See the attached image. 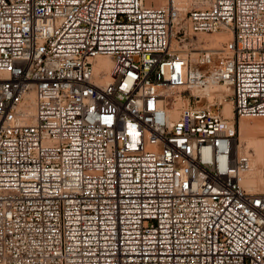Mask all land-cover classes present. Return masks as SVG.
Here are the masks:
<instances>
[{
  "label": "built area",
  "instance_id": "built-area-1",
  "mask_svg": "<svg viewBox=\"0 0 264 264\" xmlns=\"http://www.w3.org/2000/svg\"><path fill=\"white\" fill-rule=\"evenodd\" d=\"M242 118L264 0H0V264H264Z\"/></svg>",
  "mask_w": 264,
  "mask_h": 264
},
{
  "label": "rangeland",
  "instance_id": "rangeland-1",
  "mask_svg": "<svg viewBox=\"0 0 264 264\" xmlns=\"http://www.w3.org/2000/svg\"><path fill=\"white\" fill-rule=\"evenodd\" d=\"M146 1H147L148 4H151V5H156V6L157 5H162V4H157L156 0H146ZM167 1L168 0H166V2ZM177 2H178V4L181 7L183 6L182 8L185 9V10H189L191 8H195L196 6L200 5V0H180V1L178 0ZM181 2H183V3L185 2L186 6H184L185 4H183ZM164 4H165V2H164ZM188 6H189V8H188ZM214 34H216L215 37L220 36V35H224V33H214ZM213 112H216V109H214ZM257 125H262L263 126L262 129L256 128ZM236 129H237L236 150H237V146L240 145L241 154L242 155L246 154V155H250L251 156L252 163H253V172H254V176H256V177L253 176V178H252V177L249 176L251 174H249L248 176L250 178L246 177L243 180L242 184L244 186H246L249 190H252L254 192H264V175H261V171H260L261 169L264 170V158H263V161L260 160V159L258 160L256 158L255 150H254L257 144L262 143V142L264 144V118H242V119H236ZM251 143H253L254 148H253ZM256 171H258L260 173H258ZM261 178H262V181H261ZM248 180H250V182ZM257 180L258 181L260 180L259 183L261 184V188H259V189H257L256 186H255V185L259 184ZM256 181H257V184H256Z\"/></svg>",
  "mask_w": 264,
  "mask_h": 264
},
{
  "label": "bare ground",
  "instance_id": "bare-ground-1",
  "mask_svg": "<svg viewBox=\"0 0 264 264\" xmlns=\"http://www.w3.org/2000/svg\"><path fill=\"white\" fill-rule=\"evenodd\" d=\"M157 1V4H164V2L166 3V0L164 1H162V0H156ZM155 1V2H156ZM176 2L178 1V0H175ZM180 1V0H179ZM188 2V1H187ZM200 2H202V0L200 1ZM178 3V2H177ZM181 3H183V2H181ZM183 4H185V2L183 3ZM178 6L181 8V9H183L179 4H178ZM184 6H186V4L184 5ZM188 8H189V6H188ZM185 10V9H184ZM216 36V34H199V35H197V36H192L191 37V41H193L194 43H196V45L198 46V48H200V49H210V50H221V49H224L226 46H227V43H228V41L230 40V36L229 35H220V36H217V37H215ZM174 44V43H173ZM97 67L99 68V69H105L106 70V75H105V78H104V83H106V82H108L109 80H110V74H111V72H112V70H113V68H114V61L111 59V58H107V57H102V58H99L98 60H97ZM220 89H224L223 87L222 88H220ZM223 113H224V115L227 117V118H229V119H233V112H232V107H231V104H229V103H225V105L223 106ZM174 117H176V116H174ZM262 125H257L256 126V128H258V129H262ZM255 142V141H254ZM252 144V146H253V148H254V145H253V143H251ZM251 146V147H252ZM249 147V146H248ZM241 147H240V145L239 146H237V150H236V139L234 140V146H233V152H234V154H238V155H240L241 154V149H240ZM255 155H256V158L259 160H262L263 161V158H264V144H263V142L262 143H259V144H257L256 145V147H255ZM247 152V151H246ZM242 155V154H241ZM261 171V175H264V170L263 169H261L260 170ZM256 172H258V171H256ZM255 172V173H256ZM258 173H260V172H258ZM249 174H251V175H249ZM252 177L253 178V176H254V172H253V168H252V171H251V173H247L246 175H245V178L246 177ZM256 175V174H255ZM258 175V174H257ZM260 175V174H259ZM249 177V178H250ZM254 177H256V176H254ZM258 177V176H257ZM244 178V179H245ZM259 178V177H258ZM249 182H250V180H248ZM258 181V180H257ZM257 181H256V184H257ZM260 181V180H259ZM259 181H258V183H259ZM261 181H262V178H261ZM242 183H243V181H242ZM254 185V184H253ZM244 186V185H243ZM252 186V185H251ZM256 186V188L257 189H259V188H261V184L259 183L258 185H255ZM244 187H246V186H244ZM247 188V187H246ZM255 188V189H256ZM248 189V188H247ZM249 190V189H248Z\"/></svg>",
  "mask_w": 264,
  "mask_h": 264
}]
</instances>
